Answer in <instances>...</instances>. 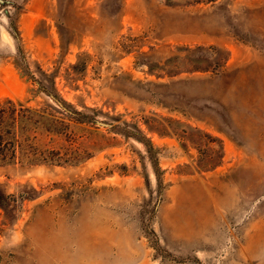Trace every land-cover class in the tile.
I'll list each match as a JSON object with an SVG mask.
<instances>
[{
    "label": "rangeland",
    "instance_id": "374dc122",
    "mask_svg": "<svg viewBox=\"0 0 264 264\" xmlns=\"http://www.w3.org/2000/svg\"><path fill=\"white\" fill-rule=\"evenodd\" d=\"M3 98L0 264H264V0H0Z\"/></svg>",
    "mask_w": 264,
    "mask_h": 264
},
{
    "label": "trees",
    "instance_id": "16d2710c",
    "mask_svg": "<svg viewBox=\"0 0 264 264\" xmlns=\"http://www.w3.org/2000/svg\"><path fill=\"white\" fill-rule=\"evenodd\" d=\"M46 93L53 95L57 101H60V104L65 103L57 93L52 91H46ZM27 102L12 98L0 99V164L12 162L23 140H29L36 136L32 135L31 126L35 122V116L40 114L35 108L26 105ZM63 110L69 115L80 113L69 108ZM27 145L28 148L24 151L26 162L30 160L45 161L46 157L43 156V152L34 145Z\"/></svg>",
    "mask_w": 264,
    "mask_h": 264
}]
</instances>
